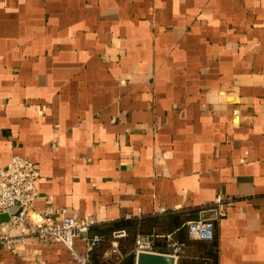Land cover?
Segmentation results:
<instances>
[{
    "label": "crops",
    "instance_id": "1",
    "mask_svg": "<svg viewBox=\"0 0 264 264\" xmlns=\"http://www.w3.org/2000/svg\"><path fill=\"white\" fill-rule=\"evenodd\" d=\"M15 154L35 211L94 219L96 264L129 263L136 233L182 243L177 264H264V0H0V166ZM217 196L214 239H190ZM8 230L0 264L71 263Z\"/></svg>",
    "mask_w": 264,
    "mask_h": 264
},
{
    "label": "built area",
    "instance_id": "2",
    "mask_svg": "<svg viewBox=\"0 0 264 264\" xmlns=\"http://www.w3.org/2000/svg\"><path fill=\"white\" fill-rule=\"evenodd\" d=\"M39 174L36 163L25 155L15 154L6 165L0 166V217L5 214L8 216L7 220H0V242L8 249L14 250L17 238L12 236L8 229L30 222V229L39 239L59 242L65 246L70 256V264H96L91 259V253L101 245L103 237L90 234V228L95 223L92 217H77L65 207L34 210V202L38 196L36 180ZM12 208L14 211H11ZM208 210L209 216L187 222L186 231L190 239H214L215 223L227 213L221 196L216 197ZM130 217L127 215V218ZM127 235L125 229H117L111 233L113 251H117L119 240ZM163 237L170 245V253L177 258L183 244L173 241L170 234ZM78 238H81L85 245L82 251L75 248L74 243ZM140 251H155L152 237L136 233L133 252L136 254Z\"/></svg>",
    "mask_w": 264,
    "mask_h": 264
},
{
    "label": "water",
    "instance_id": "3",
    "mask_svg": "<svg viewBox=\"0 0 264 264\" xmlns=\"http://www.w3.org/2000/svg\"><path fill=\"white\" fill-rule=\"evenodd\" d=\"M14 211V208L11 209ZM8 216L2 215L1 221L7 220ZM134 264H177V258L171 253L144 252L140 251L135 254Z\"/></svg>",
    "mask_w": 264,
    "mask_h": 264
},
{
    "label": "rangeland",
    "instance_id": "4",
    "mask_svg": "<svg viewBox=\"0 0 264 264\" xmlns=\"http://www.w3.org/2000/svg\"><path fill=\"white\" fill-rule=\"evenodd\" d=\"M130 241H132V238L129 237V236H127V237L125 238V241H124V240H123V241H120V240H119L118 245H117V250H118V248H119V246H120V243H121V245H123V244L127 245ZM127 246H128V245H127ZM122 264H123V263H122ZM125 264H130V263H125Z\"/></svg>",
    "mask_w": 264,
    "mask_h": 264
},
{
    "label": "trees",
    "instance_id": "5",
    "mask_svg": "<svg viewBox=\"0 0 264 264\" xmlns=\"http://www.w3.org/2000/svg\"><path fill=\"white\" fill-rule=\"evenodd\" d=\"M134 256H135V253L132 252L130 255H129V263L131 264L133 259H134Z\"/></svg>",
    "mask_w": 264,
    "mask_h": 264
}]
</instances>
